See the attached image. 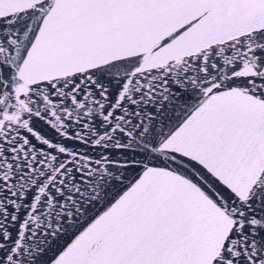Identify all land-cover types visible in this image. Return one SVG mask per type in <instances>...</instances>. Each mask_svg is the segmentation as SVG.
I'll list each match as a JSON object with an SVG mask.
<instances>
[{
  "label": "snow or ice",
  "instance_id": "6c2138e0",
  "mask_svg": "<svg viewBox=\"0 0 264 264\" xmlns=\"http://www.w3.org/2000/svg\"><path fill=\"white\" fill-rule=\"evenodd\" d=\"M0 264H264V0H0Z\"/></svg>",
  "mask_w": 264,
  "mask_h": 264
}]
</instances>
